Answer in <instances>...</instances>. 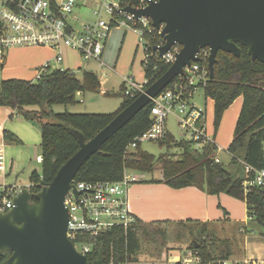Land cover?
<instances>
[{"label": "trees", "instance_id": "obj_1", "mask_svg": "<svg viewBox=\"0 0 264 264\" xmlns=\"http://www.w3.org/2000/svg\"><path fill=\"white\" fill-rule=\"evenodd\" d=\"M147 49L145 60L146 88L162 76L170 67L154 47L162 40L158 31L144 34ZM240 56L220 50L214 66V77L208 76L203 88L205 96L214 100V123L218 127L225 111L236 98L242 96L243 104L237 118L233 139L228 151L233 161L239 158L256 168L264 167V62L253 59L249 48L237 42ZM205 61H198L200 67ZM178 79V77L176 78ZM202 85V84H201ZM101 83L98 75L86 71L82 78L65 69H55L37 81L4 79L1 82L0 106H10L22 113L27 120L38 121L41 131V164L42 173L31 174L29 187L34 194L33 201H38L35 194L42 188L41 181L50 184L60 167L80 148L79 139L74 130L83 133L88 141L104 128L121 110L127 107L140 93L134 97L125 96L121 107L110 114L56 113L54 104H71L76 102V95L86 91H100ZM37 105L38 110H29V106ZM153 102L138 112L123 128L110 138L79 169L76 181H117L125 169L153 172L156 158L153 154L140 149V144L126 154L127 146L136 137L146 132L153 124ZM9 142L22 143L12 132H6ZM175 138L170 133L160 140L161 144L171 145ZM183 149L180 158L163 154L160 158V169L163 181L169 186L180 189L195 186L212 195L227 193L240 198L247 204L248 213L264 227V190L254 186L245 194L243 177L236 176L222 164L215 162L217 147L208 144L204 151H196L189 141L179 142ZM188 221H152L146 222L137 217V221L127 230L115 226L97 237L79 236L75 242L92 243L88 252L89 262L98 258L103 249L105 264H128L138 261V254L146 243L158 245L159 251L168 239L166 225H175L188 230ZM186 233V232H184ZM204 238L198 244H189L188 249L200 256L199 264H226L234 253L233 242L207 234V222L203 223ZM161 253V252H160ZM11 254L3 251L0 264ZM159 254V253H158ZM173 264H183L178 261ZM228 264H257L228 263Z\"/></svg>", "mask_w": 264, "mask_h": 264}, {"label": "rangeland", "instance_id": "obj_2", "mask_svg": "<svg viewBox=\"0 0 264 264\" xmlns=\"http://www.w3.org/2000/svg\"><path fill=\"white\" fill-rule=\"evenodd\" d=\"M103 0H78L73 15L79 18L78 24L95 22L98 16L95 10L102 11L105 20L110 15L103 9ZM146 44L141 39L137 28L128 25L113 26L105 43L102 56L103 64L95 60H85L72 49L64 48V60L61 64L56 62L57 51L40 46H19L11 48L7 53V69L0 75V82L4 79L35 80L39 67L49 61L51 71L63 68L74 72L82 78L86 71L94 72L100 78V91H86L76 95V102L71 104H54L56 113L69 111L71 113L110 114L116 112L124 101L122 83L124 77H133L139 82L146 80L145 52ZM50 71V72H51ZM205 112V126L207 134L212 137L217 145L216 156L221 158L223 166L236 176H244L242 159L233 161L228 152V147L233 139L237 118L240 113L243 97L240 96L225 111L218 127L214 123L213 101L205 96L203 88H197L193 98ZM0 111V121L8 115L5 129L21 138L22 143L9 142L0 137L5 149L0 146V190L11 186L27 188L31 185V174L37 171L42 173L41 131L38 121H30L19 111L12 107H3ZM29 110H38L39 106H29ZM12 113V116H9ZM165 126L167 132L173 135L175 142L171 145L161 144L159 140H145L140 144V149L153 154L156 158L155 170L145 172L142 170L128 169L129 173L139 175L142 179L137 184L153 183L162 179L159 158L170 155L180 158L183 149L179 142L188 141L190 135L183 130L178 123V111L174 110L166 117ZM2 131V130H1ZM1 133V132H0ZM3 135V134H2ZM146 209H154L144 204ZM213 218L207 222V234L222 239H230L233 242L234 253L228 260L229 263H244L245 260L264 257V227L255 219L249 218L245 201L222 193L215 204ZM217 209V210H216ZM203 223L193 220L188 223V230L178 228L175 225H166L168 239L166 244L158 249L154 243H146L138 254V261L129 264H146L158 261V264H173L180 261L176 254L185 256L189 254L188 246L196 241L203 240ZM186 232V233H184ZM81 247L80 244H77ZM161 252V253H160ZM159 253V254H158ZM254 256V258L252 257ZM163 260V261H160Z\"/></svg>", "mask_w": 264, "mask_h": 264}, {"label": "built area", "instance_id": "obj_3", "mask_svg": "<svg viewBox=\"0 0 264 264\" xmlns=\"http://www.w3.org/2000/svg\"><path fill=\"white\" fill-rule=\"evenodd\" d=\"M77 1L0 0V75L6 68L7 53L13 47L51 48L57 51L56 62L59 64L64 60L63 49L69 48L78 52L85 60H95L103 64L105 43L113 26L122 24L137 28L144 43L146 31H158L161 34L164 26L162 24L158 30L151 18L147 16L137 18L135 14L126 10L128 6L136 9L146 8L159 0H103V9L110 15V19L105 20L102 17V11L95 10L94 14L98 16L97 21L81 24L77 23L79 18L73 15ZM164 44L165 39L162 37L157 47ZM181 48L182 45L176 42L162 58L167 63L173 64ZM155 51L159 53L158 49ZM197 55L198 61H205V65L200 67L196 64L198 61L193 62L190 67L185 68V74L177 76L178 79L176 77L152 99L154 122L146 132L128 144L126 154L142 141L165 139L168 134L165 120L174 110L178 111V123L189 133L188 141L196 151H204L208 144L216 145L214 139L207 134L204 110L191 101L197 88L206 85L209 76L210 48L201 49ZM50 71L51 64L47 61L39 67L33 81L39 80ZM147 82V79L139 82L133 77H124L125 96L134 97L136 93L141 94L145 91ZM214 160L216 163L222 162L216 155ZM242 163L245 173L242 181L245 194L247 195L254 186L264 190V167L256 168L243 159ZM141 179L139 175L129 173L126 168L123 177L113 182L72 181L73 185L65 198L69 210L67 235L80 252L88 254L92 249V243L83 241L79 243L81 247H78L75 240L79 236L97 237L115 226H121L127 230L137 221V216L131 210L129 188ZM23 188L11 186L0 190V213H6L13 208L14 197ZM200 260L197 252L190 250L189 254L180 261L183 264H199ZM255 261L257 264H264V260ZM251 262L253 261L248 260L244 263ZM146 264H158V261Z\"/></svg>", "mask_w": 264, "mask_h": 264}, {"label": "water", "instance_id": "obj_4", "mask_svg": "<svg viewBox=\"0 0 264 264\" xmlns=\"http://www.w3.org/2000/svg\"><path fill=\"white\" fill-rule=\"evenodd\" d=\"M137 18L147 16L159 30L165 44L154 47L166 55L177 42L182 45L176 60L156 81L150 84L127 107L121 110L93 138L86 140L74 130L79 150L59 169L50 184L34 194L23 188L14 197L13 208L0 213V255L11 254L2 264H105L103 249L89 262L68 237L69 210L65 203L72 181L88 158L123 128L138 112L149 105L174 79L185 74V68L199 60L198 52L210 48L209 76L220 50L240 56L237 42L246 45L253 59L264 62V0H159L146 8L128 6ZM1 93V86H0Z\"/></svg>", "mask_w": 264, "mask_h": 264}, {"label": "crops", "instance_id": "obj_5", "mask_svg": "<svg viewBox=\"0 0 264 264\" xmlns=\"http://www.w3.org/2000/svg\"><path fill=\"white\" fill-rule=\"evenodd\" d=\"M7 68L6 62L5 70ZM121 87H123V83ZM212 101L214 110V100L212 99ZM3 107L6 108L10 106H0V111L1 109H4ZM13 110L16 111V109ZM4 111H8V114H10L9 116H12V113H9V110ZM6 121H8V115L3 117L2 121H0V137L3 136L4 139L6 132H10L5 129ZM0 146L5 149L6 145L4 142H0ZM38 158L42 159L41 155H39ZM221 194L212 195L195 186L176 189L163 181L145 184H137L136 182L129 188L131 210L139 219L146 222L167 220L188 222H190V220H200L201 222H208L213 218V213L216 212L214 207L217 200H219V197H221ZM145 203L152 206L154 209H146L144 205ZM249 218L252 219L250 215ZM176 256L182 260V256L180 254H176ZM252 257L254 258V256ZM254 259L264 260V257H257V259ZM248 260L255 261L252 258L245 261Z\"/></svg>", "mask_w": 264, "mask_h": 264}]
</instances>
